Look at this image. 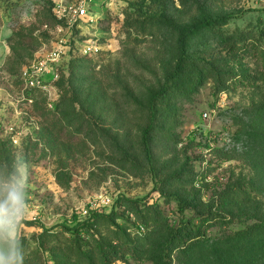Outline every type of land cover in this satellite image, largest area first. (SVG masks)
Wrapping results in <instances>:
<instances>
[{
    "label": "rangeland",
    "instance_id": "1",
    "mask_svg": "<svg viewBox=\"0 0 264 264\" xmlns=\"http://www.w3.org/2000/svg\"><path fill=\"white\" fill-rule=\"evenodd\" d=\"M86 1L97 20L72 19L74 5ZM175 2L181 11L159 20L153 36L138 33L131 21L160 15V0H0V138L11 139L19 170L4 185L0 199V252L8 261L16 262V255L4 244L6 233L25 234L29 246L37 247L34 236L41 231V223L73 225L91 210L109 211L114 201L126 214L119 222L131 226L133 221L137 226V219L142 220L138 208L152 204L169 228L154 239L143 258L125 253L118 264H193V259H185L176 250L172 261L168 259L166 240L172 229L204 224L203 230L213 236L226 226L237 228L250 221L248 207L227 209L229 201L218 198L226 182L249 165L241 159L223 160L212 148L241 150L253 145L243 119L254 107L252 96L264 95V0ZM61 13L64 20L58 16ZM205 15L226 16V22H219L220 31L203 25L185 37L186 53L201 61L186 64L170 79L178 95L155 131V153L165 162L155 177L142 153L146 105L175 68L181 28ZM86 44L100 48L84 54ZM58 47L63 49L57 65L60 76L62 70L69 73L71 57L93 58L96 76L117 102L108 112L123 116L120 131L85 109L74 113V125H68L57 106L63 94L58 82L48 95L29 89L26 94L33 96L32 102L21 97L24 67ZM115 71L122 77L115 76ZM221 71L230 76L224 86L217 79ZM117 134L129 143L133 159H126L115 145ZM166 176L173 178L163 193L160 188ZM126 197L141 199L137 204ZM180 198L202 199L228 218L211 226L201 223L192 210H179ZM128 210L134 212L132 219ZM228 210L235 216L229 217ZM24 218L36 223L26 224ZM200 258L201 264H209L205 254Z\"/></svg>",
    "mask_w": 264,
    "mask_h": 264
},
{
    "label": "trees",
    "instance_id": "2",
    "mask_svg": "<svg viewBox=\"0 0 264 264\" xmlns=\"http://www.w3.org/2000/svg\"><path fill=\"white\" fill-rule=\"evenodd\" d=\"M160 2L162 4L160 15L137 17L131 21V26L135 27L137 32L140 31L138 33L156 35L160 25L159 20L173 17L181 11V7L175 0H160ZM129 16L127 11V19ZM225 19L226 16L205 15L196 24L181 28L180 55L175 68L167 76L163 86L153 93L146 105V126L143 130L141 145L144 159L155 177L165 165V162H162L155 153V131L164 116V110L178 95L170 79L173 80L186 64L197 65L201 61L199 58L189 57L186 53L185 37L194 28L203 25L212 26L220 31L218 24L226 22ZM92 59L90 56L71 57L67 67L69 73L66 74L62 70L58 83L63 94L57 105L61 118L68 125H74V113L85 109L90 115H99L112 126L117 125L120 131L123 116L115 110L108 112V108L117 102H114L107 94L103 80L96 76ZM218 65L222 66V64ZM114 75L122 77L119 71H115ZM217 79L219 85L224 86L230 76L221 71L217 72ZM252 99L254 107L248 118L243 119V125L249 129V134L254 140L250 149L239 150L216 146L212 148L214 154L223 160L241 159L249 165L247 170L239 172L235 179L230 178L226 182L218 198L221 201H229L227 209L236 208L239 205L248 207L250 221L237 228L226 226L213 236L203 230L204 224H196L195 229L176 227L168 233L166 240L170 261H172L173 251L176 250L177 254L185 259H193L195 261L193 264H201L200 257L204 254L208 257L209 264H264V95L257 99L253 95ZM10 141V138H0V199L4 197V185H7L19 173ZM113 141L126 159H133L127 141L120 138L118 134L113 136ZM171 178L173 177L163 178L161 192L167 193L166 187L170 184ZM126 199L138 204L141 198L126 197ZM206 203L202 199L180 198L179 210H192L201 219V223H211L210 226L218 223L220 218H228L227 215L215 213L212 207H207ZM117 204L118 202L114 201L109 211L91 210L88 216L73 225L61 222L46 226L41 223V231L34 236L37 247L29 246L25 234L11 236L6 233L4 244L16 255V262L8 261L0 252V264H118L125 253H132L138 259L143 258L153 245L154 239L169 230L167 219L160 216L155 206L149 204L146 208H138V216L142 218V222L136 218L137 226L133 221L130 226L129 222H119L126 214H121ZM131 213L134 214L133 210H128L127 214ZM227 214L231 215L229 217L235 216L233 210H228ZM129 218L133 217L130 215ZM23 220L29 225L36 223L35 219L24 218ZM188 221L191 223V219ZM57 225L61 228L55 229ZM68 230L72 232L67 234ZM46 252H49L51 256H48Z\"/></svg>",
    "mask_w": 264,
    "mask_h": 264
},
{
    "label": "built area",
    "instance_id": "3",
    "mask_svg": "<svg viewBox=\"0 0 264 264\" xmlns=\"http://www.w3.org/2000/svg\"><path fill=\"white\" fill-rule=\"evenodd\" d=\"M89 1L74 5L72 11V19L76 20L78 18L95 21L97 20L96 14L89 9ZM60 19H65L64 13L58 15ZM61 42V41H60ZM100 46L94 44H86L82 48L84 54H93L97 51ZM63 49L60 47L54 48L50 52L43 53V56H38L35 60L30 62L24 67L22 80L24 86L21 90V97L28 102L33 101V96L26 92L29 89H41L45 93L51 91L52 89L56 90V83L60 78V72L58 70V63L61 59V53ZM48 95V92L46 93Z\"/></svg>",
    "mask_w": 264,
    "mask_h": 264
}]
</instances>
